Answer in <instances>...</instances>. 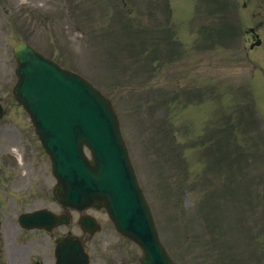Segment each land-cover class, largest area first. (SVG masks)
Listing matches in <instances>:
<instances>
[{
  "label": "rangeland",
  "instance_id": "374dc122",
  "mask_svg": "<svg viewBox=\"0 0 264 264\" xmlns=\"http://www.w3.org/2000/svg\"><path fill=\"white\" fill-rule=\"evenodd\" d=\"M216 1L218 4V0ZM183 5L185 11H188L187 4ZM124 6H128L126 15ZM209 8L212 11L209 12L207 6L202 5L195 22L192 12L189 13L188 32L183 26L171 23L166 0H0V96L10 94L9 87L15 78L13 68H9L12 64L10 48L6 49L2 45L7 47L16 40L31 38V42L34 41L32 43L45 52L65 56V63L82 72L78 67L80 66L102 92L113 99L128 147L133 140L128 139L126 134L131 136L136 131L141 135L146 133L145 137L150 136L151 139L149 148H152L154 141H162L163 130L171 131L172 139H168L171 146L164 147L165 155L164 143L159 140V149L150 153L148 159V153L143 155L144 161L136 159L131 147L129 153L139 182L155 212L159 232L167 239L171 254L178 264H264V144L256 143L253 147L254 153L263 156L259 161H254L252 167L256 171H253L251 177L260 180L259 191L263 190V195L258 194V197L261 203L256 200L257 194L248 201L246 190L243 189L239 194V204L230 216L227 215V210H217L214 203L217 199L220 202H223L224 197L228 199L227 189L218 187L216 191L220 195L211 192L212 188L220 185L225 174H222L217 165L207 166L206 161L195 157L197 149L200 150L204 142L200 145L189 142L192 136L184 132L185 127L184 131L179 127L187 117L185 108L194 106L198 110L194 116L198 119L195 133L199 136L206 134L205 120L209 113L205 110L212 108L213 103L204 107V103L192 102L188 107H184V103L180 111L172 100L171 106L174 105V109H177L170 111L174 117L169 113V122L165 120L163 108L158 106L155 111L160 135L152 138L149 133L151 127L156 129L157 118L154 111L153 116H149L147 120L148 110L144 106L161 104L162 100L158 97L163 94L171 98L168 94L171 82L179 81L178 87L189 82L191 87L202 83L209 73L217 75L223 69L227 70L221 75L228 77L234 73L231 68L240 71L239 76L246 74L247 67L240 64V58L233 55L232 48L226 53L221 49L219 51V48L213 49L204 58L206 49L197 46L189 55V40L195 38L190 34L196 30L204 34L202 32L206 27L216 26L211 21V16L215 13L214 5ZM142 11H147L148 17L152 15L154 19L140 18ZM207 14L211 16L208 17ZM194 23L197 25L193 26ZM158 29L160 33L164 30L171 33L173 31L172 34L181 29L175 37L178 41L176 44L170 43V36H161L159 42L169 55L172 54V49L180 45V57L162 60L153 46L140 49L138 36L150 43L153 32ZM208 60L214 63H208ZM5 61L8 65L4 71ZM213 64L220 67L206 69V66ZM113 77H117L116 80ZM226 90L229 92L230 89ZM259 91L262 95L259 100L263 98V106L259 103L257 108L264 116V88L260 86ZM7 103L12 110L14 106L9 98ZM127 110L130 112H126ZM122 117L127 118L129 128L125 123L122 125ZM255 118L264 135L262 119L257 113ZM147 167L150 173L147 172ZM206 177H210L207 182ZM246 178V175L240 177L241 189L246 187ZM159 202L166 205L162 206ZM47 204L51 205L49 200ZM232 204L233 202H229L228 207ZM93 213L104 224V230L89 242L91 264H126L125 260H129V257H137L139 249L117 235L104 211ZM256 240L259 243V254L252 252L248 256ZM252 256L253 259L250 260L249 257Z\"/></svg>",
  "mask_w": 264,
  "mask_h": 264
},
{
  "label": "water",
  "instance_id": "95a60500",
  "mask_svg": "<svg viewBox=\"0 0 264 264\" xmlns=\"http://www.w3.org/2000/svg\"><path fill=\"white\" fill-rule=\"evenodd\" d=\"M15 56L18 60L17 73L19 75V82L15 88V93L19 101L23 103L26 109L30 112L32 120L36 126L37 124L45 121L48 111L52 108L60 111L61 122L69 118L84 115L87 113V109H91L93 112L103 113L107 117H110L112 130H115L116 138L122 149L123 158L120 157L118 159L116 166L112 168V174L116 175V170L122 163L121 159L122 161H125V164L130 171V176L123 177L127 180L125 182L127 192L125 193L107 186L106 184H102L101 179L99 178L97 187L103 188L102 191L106 190L105 192H87V194L82 196V200H79L78 202L70 199L67 200V193L64 189L65 182H62L63 186L58 194L59 198L62 201L68 202L69 204L77 207H83L88 204L95 206L104 204L109 210L117 229L122 233L135 238L142 246L144 251L142 262L144 264H170L157 240L150 211L144 202L143 196L140 189L137 187L134 177L132 176L133 173L125 154V147L117 131V120L109 101L96 92L81 78L70 74L66 76L61 75L55 71L58 68L53 69L49 64L42 67V63L33 58V56H35L33 50L25 45L19 44L15 48ZM74 78L79 82H77ZM54 80H58L56 83L59 84V88H56L58 90L56 93L59 98H63L59 101L55 100V98L51 96L52 91L49 90L51 89V84ZM22 82L24 86L21 85ZM23 88L32 97L30 98L31 101L20 96L22 93L21 89ZM42 95L43 98L41 97ZM74 121H76L77 124L72 127V130H75L79 127V125H83L85 123V121L81 119H75ZM48 130V128L45 130L42 129V127L37 126V131L42 138H44V136L46 137V134L48 136L52 135V133ZM51 155L54 158V155ZM96 156L97 160L95 158L92 160L94 166H91L90 162L85 161L87 167L92 170L97 169L99 165L100 158L97 151ZM114 179L117 181L119 180L118 177H114ZM131 198L133 201H131ZM114 204H116V206ZM140 215L145 219L148 225L150 237L144 234L142 229L137 230L139 233L136 232V227L133 224ZM59 244L60 246L57 249V256L59 258L58 264H87L86 255L83 253L78 241L75 238L67 237L60 240ZM154 256H157L159 261H154Z\"/></svg>",
  "mask_w": 264,
  "mask_h": 264
},
{
  "label": "flooded vegetation",
  "instance_id": "af4514ba",
  "mask_svg": "<svg viewBox=\"0 0 264 264\" xmlns=\"http://www.w3.org/2000/svg\"><path fill=\"white\" fill-rule=\"evenodd\" d=\"M1 139L0 134V264H30L32 256L29 243H22L27 239L16 237L13 225L19 206L18 188L21 187V183L8 178L17 176L8 173L10 170L8 146L2 145ZM45 262L49 264V261ZM36 264H44V262H36Z\"/></svg>",
  "mask_w": 264,
  "mask_h": 264
}]
</instances>
